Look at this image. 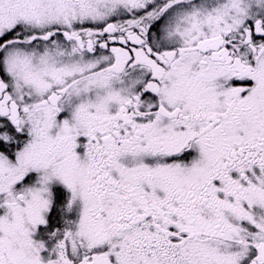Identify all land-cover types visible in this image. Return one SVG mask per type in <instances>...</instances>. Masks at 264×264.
Masks as SVG:
<instances>
[{"label":"snow or ice","instance_id":"snow-or-ice-1","mask_svg":"<svg viewBox=\"0 0 264 264\" xmlns=\"http://www.w3.org/2000/svg\"><path fill=\"white\" fill-rule=\"evenodd\" d=\"M0 264H264V0H0Z\"/></svg>","mask_w":264,"mask_h":264}]
</instances>
